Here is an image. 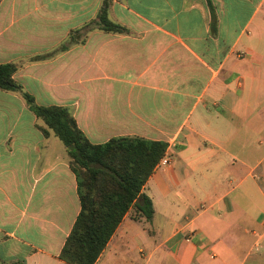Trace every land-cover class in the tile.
I'll return each mask as SVG.
<instances>
[{"label": "crops", "instance_id": "obj_1", "mask_svg": "<svg viewBox=\"0 0 264 264\" xmlns=\"http://www.w3.org/2000/svg\"><path fill=\"white\" fill-rule=\"evenodd\" d=\"M102 2L0 0V63L38 105L92 143H167L142 188L152 218L130 208L95 264H264V0H109L128 31L69 43ZM43 125L0 89V264H67L76 175Z\"/></svg>", "mask_w": 264, "mask_h": 264}, {"label": "trees", "instance_id": "obj_2", "mask_svg": "<svg viewBox=\"0 0 264 264\" xmlns=\"http://www.w3.org/2000/svg\"><path fill=\"white\" fill-rule=\"evenodd\" d=\"M109 0H103L96 17L73 30L68 42L84 39L88 31L128 29L108 17ZM67 46L63 43L60 49ZM41 58L40 56L34 57ZM14 63H0V89L19 92L29 109L44 122L45 136L53 134L66 148L69 165L76 175L80 209L59 253L67 264H95L126 212L133 218L150 220L154 208L150 196L142 192L167 143L139 136H114L92 143L78 127L70 109L59 105H38L13 75Z\"/></svg>", "mask_w": 264, "mask_h": 264}, {"label": "built area", "instance_id": "obj_3", "mask_svg": "<svg viewBox=\"0 0 264 264\" xmlns=\"http://www.w3.org/2000/svg\"><path fill=\"white\" fill-rule=\"evenodd\" d=\"M169 163H170V155H169V153L167 152V149H166L164 155L160 158L158 163L155 165V168L166 166Z\"/></svg>", "mask_w": 264, "mask_h": 264}, {"label": "rangeland", "instance_id": "obj_4", "mask_svg": "<svg viewBox=\"0 0 264 264\" xmlns=\"http://www.w3.org/2000/svg\"><path fill=\"white\" fill-rule=\"evenodd\" d=\"M253 143H254V144L258 143V139L256 140V142H255V141H253ZM257 171L259 172V169H258V170H256V172H255V173H257ZM260 249H261V248H260ZM252 250H253V252H256V251H255V249H254L253 247H252Z\"/></svg>", "mask_w": 264, "mask_h": 264}]
</instances>
